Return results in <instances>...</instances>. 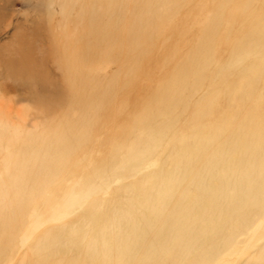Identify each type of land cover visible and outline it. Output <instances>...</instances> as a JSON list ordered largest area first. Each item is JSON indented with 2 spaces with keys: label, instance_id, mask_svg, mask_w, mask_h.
<instances>
[{
  "label": "rangeland",
  "instance_id": "rangeland-1",
  "mask_svg": "<svg viewBox=\"0 0 264 264\" xmlns=\"http://www.w3.org/2000/svg\"><path fill=\"white\" fill-rule=\"evenodd\" d=\"M209 22L214 24L207 34ZM69 43L75 68L67 70L62 60ZM27 57L37 66L25 71ZM75 81L79 87L71 96ZM153 92L155 97L171 96L170 106L160 112L153 105L145 112ZM204 105L209 110L200 116ZM73 123L86 137L64 159L54 153L59 157L52 159L53 172L50 168L46 174L52 175L46 188L51 192L88 172L83 165L105 166L108 150L122 155L128 141L145 133L146 139L139 143L149 144H144L148 152L113 164L98 176L100 188L93 195L98 212L109 218L113 213L123 228L131 219L148 226L150 215L144 206L151 202H137L139 193L131 185L154 181L161 163L176 149L183 160L189 159L185 183L202 178L213 188L227 178L245 183L253 193L261 192L262 187L245 181L239 149L257 128L264 129V0H0V173L22 166L8 164L7 159L37 141L31 144L38 152L34 160L40 164L38 176H45L40 144ZM136 125L142 130L135 133ZM209 126L219 128L218 136L198 153L196 148L202 151L198 140L209 137L204 132ZM218 149L230 166L205 168L208 154ZM258 164L264 166V160ZM43 181L35 179L36 184ZM48 192H41L40 199L32 195L27 227L40 221L41 209L36 206ZM237 192L229 189L228 195ZM260 206L251 200L239 206V215L253 219L262 212ZM132 208L139 210L135 214ZM51 222L42 223L33 235H40ZM250 237L244 235L243 242ZM33 239L18 246L9 264L22 263ZM113 253L116 262L118 250ZM263 255L264 231L239 258L229 257L226 264H264ZM143 260L125 256L120 264Z\"/></svg>",
  "mask_w": 264,
  "mask_h": 264
},
{
  "label": "bare ground",
  "instance_id": "bare-ground-1",
  "mask_svg": "<svg viewBox=\"0 0 264 264\" xmlns=\"http://www.w3.org/2000/svg\"><path fill=\"white\" fill-rule=\"evenodd\" d=\"M213 24L214 22H209L207 34L213 28ZM79 40L80 35L75 37L74 41ZM65 41L68 42L67 38ZM70 44L66 48L64 60H62L63 67L67 70L75 68L72 60L74 56H71L67 51L70 49ZM29 58L27 57L28 61L24 62L25 71L37 66V63ZM24 67H19V71H24ZM75 83V90L72 89L69 92L71 96L76 93L79 87L78 82L75 81ZM148 97L151 102L146 106L145 112L153 105L160 112L170 106L171 96L160 98L158 95L155 97V92H153ZM208 107V105H204L199 110L200 116L206 115ZM219 119H222V116ZM76 123L68 124L66 129L61 128L60 131H57L58 133L55 132L53 138L56 140L55 142L53 139H43L45 142L40 144L42 148L44 147L43 155L46 159L44 168L47 172L43 173L45 176H38L37 171L41 168L40 164L34 160V156L38 152L34 151L31 144H36L37 141L29 142L26 150L22 148L15 153L16 155H11L7 159L8 164L12 161L22 166L9 169L6 173H0V179L4 180L0 181V264H9L18 246H26V243L32 238L35 241L29 244L21 264L46 262L49 264H87L89 261L92 264H120L125 256H128L129 259L141 256L144 260L140 264H226L229 257L239 258L249 248L251 241L263 233L264 166L258 164L260 159L264 160L263 128H257L253 138L245 140L239 149L242 155L240 162L243 161L241 164L244 165L243 177L246 179L245 181L262 187L261 192L254 191L255 193H253L252 190L245 187V183L227 178L218 180L217 185L213 188H209L202 178L193 184L185 183L183 181L184 168L189 163V159L183 160V155L179 153L180 150L176 149L173 155L161 163V173L154 176V181L144 180L140 184L131 185L139 193L137 202H151L150 205L144 206L150 215L148 226L131 219L126 221L127 226L123 228L122 222L116 217L113 218V213H110L109 218V216L98 212L97 198L93 195L100 188L96 184L98 176L109 171L113 164L136 160L148 152L149 144L144 143L148 146L144 147L143 143H139V140L146 139L144 138L145 133L141 131L135 135L134 139L126 141L124 155L108 150L106 152L108 162L105 166L91 168L83 165L81 168L88 172L82 173L83 175L81 174L77 180L68 183L69 186L63 184L54 188L52 192L51 188L46 190L51 182L49 180L52 178V175L46 176L47 173L53 172L52 159L59 155L60 159H64L68 152L86 137V134L81 133L77 128ZM135 128V133L142 130L138 128V125ZM204 132H208L209 137L207 139L202 137L198 140L202 151L197 148L196 150L200 153L209 148L211 144L209 139L217 138L219 128L209 126ZM52 147L55 148V151L52 150ZM219 150L208 152L210 163L205 164V168L214 169L217 166L228 168L230 166V164L226 166L227 157ZM54 153L59 155L56 156ZM119 155L120 158L123 157L120 159ZM255 159H259L257 163ZM23 164L26 165L23 166ZM88 167L91 170H88ZM206 174H208V178L211 177V173L204 175L206 176ZM41 178H44L42 184H36L35 179ZM5 180L10 182H5ZM153 189L154 191H151ZM229 189L238 190L242 195L237 197L236 194L239 192L233 196L228 195ZM41 192L44 194L48 192L49 196H44L42 203L36 206H40L41 209L40 221L27 227L26 217L32 208V195L37 197L36 199H40L38 195ZM193 193H195L194 196ZM58 197L59 199L56 200ZM251 200L260 203L261 214L257 213L258 215L253 219L240 216L239 206L247 205ZM95 203L97 204L95 205ZM132 210L136 214L139 209L132 208ZM163 211L165 212L164 217L161 214L164 213ZM55 213L57 215L53 217L52 215ZM261 218L263 221L259 227L253 229V226ZM58 220L63 222L59 223ZM48 221L52 222L46 228L44 227L41 234L45 230H49V234L46 236L33 235L42 223ZM165 221L167 226L162 225ZM64 224L68 226H64ZM142 226L145 227L144 230L141 229ZM21 233L23 234L21 235ZM72 233H77V237H73ZM244 235H251V240L243 242ZM32 246L33 250L29 251ZM229 248L231 249L229 250ZM115 249L119 253L116 262L113 261V250Z\"/></svg>",
  "mask_w": 264,
  "mask_h": 264
}]
</instances>
